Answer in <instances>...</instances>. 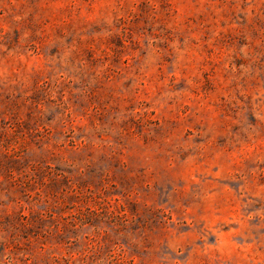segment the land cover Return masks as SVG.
<instances>
[{
  "label": "rangeland",
  "instance_id": "rangeland-1",
  "mask_svg": "<svg viewBox=\"0 0 264 264\" xmlns=\"http://www.w3.org/2000/svg\"><path fill=\"white\" fill-rule=\"evenodd\" d=\"M0 264H264V0H0Z\"/></svg>",
  "mask_w": 264,
  "mask_h": 264
}]
</instances>
